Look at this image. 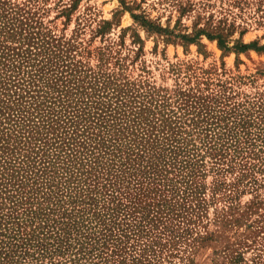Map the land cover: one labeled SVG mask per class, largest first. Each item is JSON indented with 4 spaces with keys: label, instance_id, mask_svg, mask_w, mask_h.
I'll list each match as a JSON object with an SVG mask.
<instances>
[{
    "label": "trees",
    "instance_id": "16d2710c",
    "mask_svg": "<svg viewBox=\"0 0 264 264\" xmlns=\"http://www.w3.org/2000/svg\"><path fill=\"white\" fill-rule=\"evenodd\" d=\"M233 2L264 14V0ZM24 14L0 0V264H170L206 239L194 229L216 201L227 212L243 192L248 210L264 202V124L198 88L129 80L118 58L116 71L101 56L87 66L70 39L40 38ZM199 36L224 51L264 48H229L219 27L176 37Z\"/></svg>",
    "mask_w": 264,
    "mask_h": 264
},
{
    "label": "rangeland",
    "instance_id": "374dc122",
    "mask_svg": "<svg viewBox=\"0 0 264 264\" xmlns=\"http://www.w3.org/2000/svg\"><path fill=\"white\" fill-rule=\"evenodd\" d=\"M6 1L20 13L28 12L23 17L30 16L29 27L35 26L30 30L38 32L40 38L48 42L50 35L70 39L72 54L87 66L93 67L101 56L104 67L116 71L113 63L118 58L129 80H144L167 90L198 88L202 96L214 98L212 106L219 102L223 109L234 107L247 116L245 120L264 124V48L237 53L221 50L215 41L203 36L194 43L176 37H193L197 30L208 32L219 27L229 48L236 42L264 46V14L254 5L240 8L233 0ZM65 9L68 12L61 13ZM131 14L166 34L147 32ZM102 22L109 26L98 35L95 31ZM211 179L205 178L207 187ZM251 201L253 193L247 191L236 199L230 212L222 201L210 205L205 219L194 229L206 239L189 255L187 247H177L170 264H225V253H239L247 264L251 260L262 264L264 232H260L259 222L264 216V202L248 210ZM220 219H225L224 226Z\"/></svg>",
    "mask_w": 264,
    "mask_h": 264
}]
</instances>
